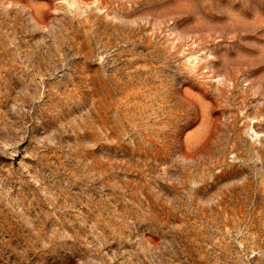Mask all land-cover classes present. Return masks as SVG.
<instances>
[{
    "label": "rangeland",
    "instance_id": "obj_1",
    "mask_svg": "<svg viewBox=\"0 0 264 264\" xmlns=\"http://www.w3.org/2000/svg\"><path fill=\"white\" fill-rule=\"evenodd\" d=\"M0 264H264V0H0Z\"/></svg>",
    "mask_w": 264,
    "mask_h": 264
}]
</instances>
